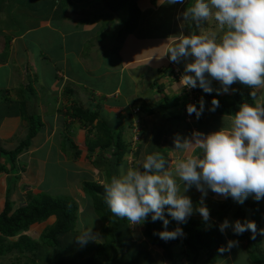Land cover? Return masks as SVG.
I'll use <instances>...</instances> for the list:
<instances>
[{
    "label": "crops",
    "instance_id": "1",
    "mask_svg": "<svg viewBox=\"0 0 264 264\" xmlns=\"http://www.w3.org/2000/svg\"><path fill=\"white\" fill-rule=\"evenodd\" d=\"M9 3L10 1L0 0V70L7 68L0 76L14 74L10 68L12 59L20 60L23 69L13 77L5 78V81L10 80L3 90V84L0 86V100H4L3 103L5 99L15 102L25 97L28 112L41 121V128L31 139L29 147L22 152H29L32 163L37 165L35 171L31 170L35 177V181L31 183L37 188L35 192H61L65 195L67 187L73 189L71 183L75 171L86 181L105 183V172L98 168L102 167L98 158L103 155L109 159L110 154L99 150L94 156L86 155V139H92L90 131L97 120H119L124 137V134H130L129 124L132 118H135L134 121L140 119L141 132L139 128L136 131L139 141L132 142L133 129L131 137H124L125 142L131 141L129 147L131 143L135 144L132 157L136 165L146 155L155 152L163 154L173 164L178 155L173 150V139L177 134L182 137L190 136L193 130L208 134L227 126V114L218 112L217 108L215 111L209 110L212 101L210 95L226 102H233L237 94L250 98V89L239 83L232 85L228 93L217 94L215 89L220 86L213 81L212 93H205L197 87L199 100L203 97L205 101L200 118L197 119L194 114L190 123L184 121V89L182 94H176L184 62L174 64L161 55L175 35L194 33L195 28L187 24L181 25L177 19L178 14L189 4L186 0L184 4L172 5H161L158 0L155 3L138 0V29L126 34L120 33L122 22L119 14L111 12L105 5V0H17L12 7ZM155 14L159 15L157 19L153 17ZM157 23L165 24L168 31L164 34L145 33L148 25L157 26ZM214 26L206 23L199 32L213 29ZM172 66L179 69L180 75L172 73ZM257 99H264V92ZM252 102L254 103L253 100ZM137 108L141 110L139 117L131 112ZM74 109L92 112L97 119L92 125L83 126L77 120H72L70 115ZM20 119L13 118L6 122V135H12L9 123L14 128L18 126L22 129L23 134L27 133V123ZM65 140L67 143L68 140L71 141L81 151L80 157L74 158V151L64 146ZM83 157L89 160V164L77 167L78 164L74 163ZM24 159L21 157L20 162L26 179L29 169L25 171L24 167L28 166V162H24ZM51 166L55 168L54 174H50ZM47 167L51 178H58V170H61L62 176L66 174L64 187L57 189L49 182L50 177H46L44 173ZM122 167L127 166L121 163L117 169L118 174ZM6 180L3 184L4 197ZM41 184L45 186L42 187ZM213 195L210 197L211 203L225 201V198L221 200L222 197ZM77 197V222L80 226L81 223L84 225L87 212L93 211L92 200L85 192ZM247 199L262 216L264 199L255 201L251 196ZM206 206L210 212L214 207ZM258 222L262 229L264 218L260 217ZM231 261L229 259L227 262Z\"/></svg>",
    "mask_w": 264,
    "mask_h": 264
},
{
    "label": "clouds",
    "instance_id": "2",
    "mask_svg": "<svg viewBox=\"0 0 264 264\" xmlns=\"http://www.w3.org/2000/svg\"><path fill=\"white\" fill-rule=\"evenodd\" d=\"M158 2L172 5L184 4L185 0ZM177 19L181 25L195 29L210 20L215 22L210 30L175 35L161 55L174 64L184 62L176 94L187 88L194 89L198 97L199 108L188 104L187 113L193 115L189 122L183 117L184 121L190 123L194 114L200 118L205 101L203 97L199 100L197 87L212 93L213 81L220 86L215 89L217 94L228 93L236 83L248 87L254 103H242L234 114L228 115L227 126L217 131L204 134L193 130L184 137L177 134L173 150L178 155L171 166L163 154L155 152L137 165L134 160L129 167V149L123 157L127 167L104 184L98 183L103 185L104 203L114 217L126 218L130 226L143 225L149 218L152 222L159 220L164 230L154 234L164 241L185 235L178 226L167 230L170 220L165 212L178 225L186 224L189 217L198 213L211 227L210 210L204 204L209 190L240 204L249 196L255 201L264 199V99H257L264 92V0H191ZM217 107L219 101L213 98L209 110ZM192 187L201 193L199 205L184 194ZM227 229L237 236L250 232L251 239L256 238L258 231L264 235V229L258 230L255 222L247 219H224L218 230L226 234ZM74 238L83 247L96 242L99 236L92 226L80 225ZM238 245V240H228L217 251L230 253Z\"/></svg>",
    "mask_w": 264,
    "mask_h": 264
},
{
    "label": "trees",
    "instance_id": "3",
    "mask_svg": "<svg viewBox=\"0 0 264 264\" xmlns=\"http://www.w3.org/2000/svg\"><path fill=\"white\" fill-rule=\"evenodd\" d=\"M5 1H10L9 6L11 7L17 3V0ZM137 1L138 0H105V5L108 9L111 12L119 14V19L122 22V30L125 31L124 34H126V32L133 33L138 25L140 10L137 6ZM152 3H155V0H152ZM123 16H126V18ZM209 97L211 100L213 98L217 99L219 101L217 111L227 115L234 114L242 103H253L248 96H241L239 94L234 96L233 102H226L224 99L212 95ZM3 101L4 100H0V106L3 111H7L8 113L13 112L15 115L18 114L19 117L27 123L26 137L21 140L14 149L2 151L5 155H8V162H10V169L8 171L12 174L20 169L13 161H15L18 154L22 153L29 147L31 139L39 131L42 124L38 117L28 112L26 100L22 99L12 102L5 99L4 103ZM15 103H17L16 106H18V109L16 107V110L13 106ZM137 110L138 112L135 113V115L139 117L141 110L138 108ZM8 113H6V115ZM73 113L70 115L72 116V120H77L83 126L92 125L93 121L97 119L96 115L89 111L74 109ZM141 122L142 121L139 119L137 124V128L139 129ZM129 125L130 128L132 127L131 129H133L131 121ZM101 129L104 131L100 132ZM95 130H97L98 134L100 133V136L95 134ZM91 133L92 139H89L88 137L85 143L86 155L87 157L94 156L99 150L106 151L110 154L109 159L103 155L98 158L99 163L102 166H98V168L105 172V179L107 181L113 175H118V166L121 165V163H125L123 157L130 149L129 145L131 141L128 143L125 142L122 129L117 132V129H115L114 126H110L102 120H97L96 124L93 125L92 131H90V135ZM64 146L69 150L74 151V158L80 157L81 151L78 150L71 141L68 140V143L65 142ZM64 151H66L65 148ZM94 165L96 166L95 163ZM2 169L4 168L2 167ZM20 171L22 172L21 169ZM11 178L13 177L10 176L8 179ZM82 187L87 196L91 198L92 210L100 222L98 233L102 238V244L97 247L96 253L101 259H105L109 264H120L121 261L118 259L115 260L110 254L111 252L121 250L125 240L128 239L126 234V231L129 230L128 221L126 218H117L112 215L107 205L104 203L103 185L84 181ZM9 193V185L7 184L4 205L0 211V255L10 254L13 251H18L19 253H35L39 248V245L36 242L30 241L21 233L27 231L31 225L41 224L51 217L53 218V223L46 226L41 233L40 239L43 246L59 248L62 242L67 243L69 242L68 240L73 239V237L77 235L78 232L74 234L78 217V205L75 200L69 197L54 198L51 195H47L49 193L36 192V194L28 193L26 196L27 199L24 202L25 205L17 207V205H20L21 203H13L9 198ZM230 200V198H227L225 201L217 203L216 207L214 206L211 208V227H209L208 224H205L201 218L193 217H189L186 224H181L183 231L186 234V237L183 239V245L188 256V263L216 264L217 256L219 254L217 249L220 246L225 245L227 243L225 240L227 239L238 240L239 243L245 242L246 253L249 254L250 264H264V260H261L256 256V253H261L256 251L260 239L259 231L257 232L256 238L251 239V233L247 231L242 235L237 236L231 231V229H227L226 234H222L218 230L219 223L223 222L224 219H228L229 222L237 219H240L241 221L244 220V213L238 206H229ZM245 204L249 208H252V221L255 222L257 229L259 230V222L255 217L256 212L258 213L257 208L255 209V206L251 204L248 199L245 200ZM160 222L161 221L159 220L152 222L149 218L146 223L141 225V231L149 243L165 248L166 246L158 235L154 234V232L160 231L157 225L160 224ZM71 233H73L74 236L71 235ZM9 238L17 239L7 241ZM252 248H254L255 251L251 250ZM140 254H142L141 257L134 252L128 253L130 264H138V261L141 260L145 264H153L148 255L144 253ZM113 259L115 261H113ZM119 259L121 260L122 258L119 257Z\"/></svg>",
    "mask_w": 264,
    "mask_h": 264
},
{
    "label": "rangeland",
    "instance_id": "4",
    "mask_svg": "<svg viewBox=\"0 0 264 264\" xmlns=\"http://www.w3.org/2000/svg\"><path fill=\"white\" fill-rule=\"evenodd\" d=\"M152 3V0H149ZM186 2H189V4L191 3V0H186ZM138 6V3H137ZM33 13V12H32ZM158 14V13H157ZM126 18V16H123ZM154 19H157V17H159V15H154L153 16ZM122 18V17H121ZM163 18V17H162ZM140 19V18H139ZM161 19V18H159ZM168 20L169 17H168ZM139 23V21H138ZM208 25H215V22L210 20L207 22ZM22 22H20L19 25H21ZM159 25H148L145 29V33L146 34H164L168 31V29L165 28V24L163 23H157ZM138 26V25H137ZM212 27V26H211ZM215 27V26H214ZM138 29V27H136ZM201 29V28H200ZM200 29H194L193 32H199ZM136 30V29H135ZM122 34L125 33L124 30H121ZM36 35V34H35ZM18 61V62H17ZM11 60L10 61V65H11V71L15 74V73H19V71L22 72L23 66H21L20 60ZM19 63V65H18ZM18 68V69H16ZM14 69H16V72L14 71ZM7 71V68L1 69L0 70V75H2L4 72ZM51 72H53L54 74V70H52ZM14 74H10V76H14ZM18 75V74H17ZM9 75H4V76H0V86L3 84V87L1 88L3 90L4 87L8 86V83H6L7 81H9L10 79H7L5 81V78L10 77ZM22 79H23V74L21 75ZM11 77V78H12ZM13 80V78H12ZM25 97H23L22 99H24ZM17 103L13 104L15 110L16 107L18 109V106H16ZM5 108V107H4ZM6 113H8L7 111H3V109L0 106V178H2L3 180H0V211L3 208L4 205V201H5V197L3 196L4 194V180H6L7 184L9 185V191L10 193L9 198L11 201H13V203H17L20 205H17V207L20 206H24L25 205V200L27 199L26 196L28 193L31 194H36V186L34 187L33 181H35V177H33V173L31 172V170H34V168H36V166H34V164L32 163V159H31V154L29 152H24V153H20L17 155V157L15 158V164L17 163L19 166L18 168L23 169V166L21 165V157H24V162H28V166L24 167L27 171L29 169V171L27 172L26 175V179H25V175H23V173L21 171H16L15 173H10L8 170L10 169V162H8V155H5L2 151H9L15 148V144L19 143L21 140H23L27 133L23 134V130L20 129L18 126L17 127H13L11 125V123H9L8 128H11L12 131V135H6V128H7V121L12 120L13 118L19 119V115L13 112H10L6 115ZM106 114V113H104ZM22 120V119H20ZM23 121V120H22ZM15 122V121H14ZM106 124L112 126L114 124L115 129H117V132L120 131L122 129V127H119V120L114 119H107L106 118ZM4 124V126L2 127V125ZM132 128V127H131ZM131 128H130V134L126 135L124 134V137L127 139L129 137H131ZM14 131V132H13ZM104 130H100V132H103ZM141 132V129H140ZM95 134L97 136H100V133L98 134L97 130H95ZM65 135V134H64ZM139 137V134L137 135ZM66 142V140H65ZM136 163V162H135ZM16 164V165H17ZM74 164H78L76 165L77 167L80 166H84V165H88L89 164V160L86 159V157H83L81 159H79L77 162H75ZM124 164V163H122ZM171 166V164H170ZM2 167L4 169H2ZM49 167V166H48ZM48 167L44 170V173H46L47 177H50L47 173ZM119 169V168H118ZM35 171V170H34ZM33 175H32V174ZM55 173V168L51 166L50 168V174H54ZM58 178L54 179L51 178L49 179V182L57 189H60L62 187H64V180L66 178V174H63L62 176V172L61 170H58ZM10 176H12L13 178H10ZM25 180H27L25 182ZM86 181V179H84L79 172L75 171L72 175V186L73 189H71V187H67L66 188V193L65 195L61 192H52L49 193L47 195H51L54 198H59V197H69L73 200H75V197L77 196H81L84 193V190L82 189V183ZM24 182L26 183V185L24 184ZM42 187L45 186V184H41ZM75 187V188H74ZM71 189V190H70ZM77 194V196H76ZM185 195L189 196L193 202L194 205H199L200 200H201V193L198 190H193V188H191L190 190H188L186 193H184ZM213 192H211L210 190L207 192V196L204 197V204L205 205H212L216 207V204L221 202V201H215L211 203V196H214ZM215 196H217L218 198H220L221 196L215 194ZM216 197V198H217ZM78 198V197H77ZM19 200V201H18ZM21 200V201H20ZM221 200H223V197L221 198ZM230 206V203H229ZM88 214L86 215V219H84L83 224L84 225H88L89 227L92 226V230L94 233L96 232V229H99V220L98 218L94 215V212H87ZM263 215L261 216V214L258 216V213L256 212L255 217L257 219H260V217L264 218V211L262 213ZM165 216L166 218H168L170 220L169 225L167 226V230L171 231L174 228H176L177 226H179L180 228H182V225H178L174 220L171 219V217L167 216V213L165 212ZM191 217L193 218H201L199 216L198 213H194ZM93 218V219H91ZM53 223V218H48L45 222L41 223V224H33L29 227V229L25 232H22L21 234H23L24 237L28 238L30 241L36 242L39 245V248L36 250V252H25V253H19L18 251H13L10 254H4V255H0V264H109L105 261V259H101L100 256H98V254L96 253V249L97 247L102 244V238L99 236V239L96 242H89L86 246L81 247L80 245H78L75 241V238L73 237V239L68 240L69 242H62L59 248H52V247H46L42 245L41 242V233L42 231L46 228V226H49L50 224ZM82 224V223H81ZM80 224V225H81ZM158 225V229L160 231L164 230L163 224L162 222H160V224ZM79 223L77 222V225L75 226V230H74V234H76V232H78L79 229ZM130 228V226L128 225V229ZM131 229V228H130ZM128 230L126 231L127 237L128 239L125 240V243L123 244V247L121 250H117L115 252H111V257H113L115 260H119L121 261L120 264H130L129 262V256L128 253L134 252L140 255V253H144L146 255L149 256V258H151L153 264H190L188 263V256L186 254V250L184 248L183 245V239L186 237V234L183 237L177 238V239H173V240H168V241H164L161 239V241L164 243V245L166 246L165 248H162L158 245H154L148 242L147 238L143 236L142 231H141V225H139L137 228H133L132 230ZM260 229V228H259ZM264 229V226L263 228ZM184 232V231H183ZM227 232V230H226ZM71 233V235L74 236V234ZM78 234V233H77ZM98 234V233H97ZM260 234V233H259ZM70 235V236H71ZM260 239L258 242V247L256 248V251H259L261 253H256V256L258 258H260L261 260H264V235H259ZM17 238H12V239H8L7 241H13L16 240ZM227 241V239L225 240ZM6 242V241H5ZM129 250V251H128ZM251 250H254V248H252ZM250 251V250H249ZM228 255V256H225ZM230 256V257H229ZM232 256V259H231ZM119 257H121L122 259L120 260ZM229 257V258H228ZM113 259V261H115ZM232 260L230 263L227 262L228 260ZM234 260V262H233ZM250 264V258H249V254L246 253V244L245 242L243 243H239L238 247H234L231 249V252H225L223 254H218L217 256V260H216V264ZM138 264H145L142 260L138 261Z\"/></svg>",
    "mask_w": 264,
    "mask_h": 264
},
{
    "label": "built area",
    "instance_id": "5",
    "mask_svg": "<svg viewBox=\"0 0 264 264\" xmlns=\"http://www.w3.org/2000/svg\"><path fill=\"white\" fill-rule=\"evenodd\" d=\"M173 73L175 75H178L179 74L178 69L174 67L173 68ZM184 92L186 94V102H185V105H183V113H184V116H185V120L187 122H189L191 120L193 114L192 115H189L187 113L186 107H187L188 104H193V105H195L197 107V105H198V97L196 96V92H195L194 89H187V88H185L184 89ZM137 112H138L137 109H133L132 110V113L134 115ZM134 119L135 118L133 117L132 118V121H131L132 126H133V130H134L133 131L134 132V135H133V138H132V142H138L139 141V138L137 136L138 134H136V131L138 132L137 124H138L139 121L138 120L134 121ZM135 148H136L135 147V144H132L131 143L130 152H129V155H128V158H127V164L129 165V167H132L133 164H134V160H133V157H132V151H134ZM128 225H129V223H128ZM138 226H130L131 229L130 228L129 229L132 230L133 228H135V227L137 228Z\"/></svg>",
    "mask_w": 264,
    "mask_h": 264
},
{
    "label": "water",
    "instance_id": "6",
    "mask_svg": "<svg viewBox=\"0 0 264 264\" xmlns=\"http://www.w3.org/2000/svg\"><path fill=\"white\" fill-rule=\"evenodd\" d=\"M230 204H234L239 207V209L244 213V220L247 219L252 221V209L246 206L245 201L240 204L231 199Z\"/></svg>",
    "mask_w": 264,
    "mask_h": 264
}]
</instances>
